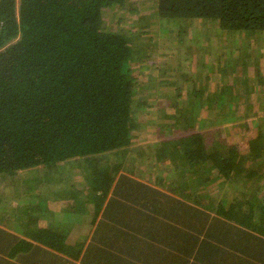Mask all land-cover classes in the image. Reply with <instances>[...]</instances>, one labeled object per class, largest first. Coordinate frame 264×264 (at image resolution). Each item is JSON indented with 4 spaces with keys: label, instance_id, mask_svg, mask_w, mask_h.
I'll list each match as a JSON object with an SVG mask.
<instances>
[{
    "label": "trees",
    "instance_id": "trees-1",
    "mask_svg": "<svg viewBox=\"0 0 264 264\" xmlns=\"http://www.w3.org/2000/svg\"><path fill=\"white\" fill-rule=\"evenodd\" d=\"M147 2L0 0V180L38 167L49 174L35 181L36 192L46 198L12 213L19 236L0 228V264L20 254H29L28 264H53L55 258L77 264L90 253L95 264H264V194L246 190L260 169L244 164L251 159L264 165V115L258 116L264 107L251 105L255 92L243 90L242 77L206 97L203 89L189 92L198 104L220 106L219 113L227 97H248L244 115L260 121H254L258 130L247 153L222 127L205 128L207 120L194 124V107L187 106L175 112L172 131L178 137L163 139L155 152L157 160L170 152L179 157L174 168H163L171 177L170 189L164 188L175 196H160L164 180H130L124 158L115 165L104 162L105 156L125 157L133 150L141 74L149 67L144 61L154 62L141 43L149 41L145 36L167 24L184 37L182 27L195 22L264 32V0H151L153 11L144 14ZM120 10L138 15L130 27ZM110 11L117 20L109 19ZM78 172L86 177L85 188L72 180ZM239 178L241 190L235 185ZM26 181L33 191V181ZM213 185L217 192H211ZM91 208L87 237L102 244L98 252L69 240L73 222ZM127 213L144 216L131 223Z\"/></svg>",
    "mask_w": 264,
    "mask_h": 264
},
{
    "label": "rangeland",
    "instance_id": "rangeland-1",
    "mask_svg": "<svg viewBox=\"0 0 264 264\" xmlns=\"http://www.w3.org/2000/svg\"><path fill=\"white\" fill-rule=\"evenodd\" d=\"M147 1L145 7L148 9L143 11L144 14L153 11L151 0ZM137 5L139 3L136 1L135 6ZM125 12L120 10L121 14H125V19L122 23L128 28L138 15L131 14V16L128 15V11ZM108 17L109 19L117 20V17L113 16L111 11ZM166 25L164 24V27H160L159 30L150 31V34L147 37L145 36L149 41H141L145 48L149 49L150 58L148 60L154 62L144 61L149 67L145 68L141 74L140 104L142 105L136 115L138 127L134 131V141L131 146L133 150H129L125 157L120 155H113L111 159L104 157V162H110L112 165L120 163L122 158H124L125 167L123 173L135 182L159 185L158 183L160 182L158 181L164 180L166 183L158 187L162 190V193H160L161 197L163 193L167 196L176 195L169 190L170 185L168 182L171 181V177L168 176L169 172L166 171V173L163 168L166 169L168 166L174 168L179 161V157L172 155L170 152L165 154V159L157 160L155 155L157 154L159 142L161 143L165 138H174L178 135V133L172 131V125L178 124L175 116L177 109L183 111L187 106H193V112L195 113L194 124L204 123L207 120L208 126L205 128L222 127L224 136L226 135L231 142H237L243 153H247L249 150L248 140L257 134L256 130H258V127L255 126L254 123L256 122L254 121L258 123L260 121L258 116L264 115V112H261V115L258 116L253 114L255 116L246 117L244 115L248 106V97L243 95V93L238 92L237 98L235 95L233 98L227 97L224 107L225 111L224 113H219L218 108L220 106L209 107L207 101L203 102V105L198 104L196 99H190L191 93L189 92L192 89H203V96L206 97L211 95V92L218 90L223 84L230 85L229 83L233 80L235 82L238 76L243 78V83L245 84L243 90L244 88L248 90V87H250L255 92L254 97L249 99V102L252 103L251 105L256 109L264 107V32H230L219 28L214 23L203 27L195 22L182 27L185 33L184 37H181L178 35V31L173 32ZM149 36L155 37L151 39ZM250 84L251 86H249ZM233 88L237 91L236 85ZM234 104L240 105L237 107ZM229 111L231 112L227 113ZM224 115L225 117L233 115L235 119L231 118L229 121H222ZM131 163H134L135 169H132L133 165ZM244 164L247 167L255 166L260 169L259 177L256 178V181L249 184L246 190L250 191L253 187V189L257 188L259 193L264 194V174L262 173L264 165L262 164L263 168H261V163L251 159H246ZM46 177L49 178V174L42 167H38L35 171L33 169L23 170L12 179L0 180V228L4 231L8 230L15 235L21 233L18 227L19 222L17 219H12V213L19 205L25 207L32 200L37 202L46 198L42 190L36 192L38 185L35 182L38 180L46 181ZM27 179L32 180L35 184L34 192L29 188L30 184L27 183ZM72 180L77 188L86 187L87 181L83 173L78 172ZM55 184L57 182L50 183V185ZM136 185L138 184L136 183ZM235 185L240 190L243 189L244 179L239 178L235 181ZM164 186L169 189L164 188ZM210 189L211 192L219 190L216 185L211 186ZM115 196L121 198L122 201L127 200L121 194H115ZM63 205H65V200L61 203L58 202V208H62ZM36 211L37 214L42 212L39 208ZM93 212L94 209L91 208V212L80 216L79 219L73 222L71 230L72 240H69L72 243H77V245L88 243V246L92 247V251L98 252L99 248L103 247L102 244L93 238L91 239L90 236L87 237L92 228ZM125 213V211H122V214ZM127 214L132 215L130 213ZM150 214L148 210L147 215L150 216ZM132 216L131 223H134L138 217H143L144 215ZM105 219L107 218H102L103 221ZM97 221H99V217ZM77 238L78 240H75ZM1 239L5 240L3 237ZM116 247H119V245L117 244ZM26 255L20 254L13 259L11 264H28ZM87 260L78 261L77 264H95L93 253L88 255ZM0 263L2 262L0 261ZM53 264L72 263L69 260L55 258Z\"/></svg>",
    "mask_w": 264,
    "mask_h": 264
},
{
    "label": "crops",
    "instance_id": "crops-1",
    "mask_svg": "<svg viewBox=\"0 0 264 264\" xmlns=\"http://www.w3.org/2000/svg\"><path fill=\"white\" fill-rule=\"evenodd\" d=\"M1 249V248H0Z\"/></svg>",
    "mask_w": 264,
    "mask_h": 264
}]
</instances>
